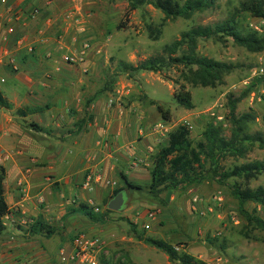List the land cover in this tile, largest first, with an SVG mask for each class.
I'll use <instances>...</instances> for the list:
<instances>
[{"label": "rangeland", "instance_id": "1", "mask_svg": "<svg viewBox=\"0 0 264 264\" xmlns=\"http://www.w3.org/2000/svg\"><path fill=\"white\" fill-rule=\"evenodd\" d=\"M174 1L182 3L184 0ZM241 1L217 0L215 8L197 11L188 19L178 16L164 21L161 10L151 4H144L125 15L126 0H53L52 12L57 21L63 18L66 23L79 20L82 25L77 30L83 35H77L74 40L78 49L69 56L77 58L83 45L87 44L82 58V61H90L83 71L90 78V98L86 106L96 95L103 93L109 98V105L122 107L136 102L138 110L156 112L157 105L168 110L169 131L156 142V150L148 157L152 160L153 154L169 142L171 134L180 126L189 129L193 141L201 138V132L209 121L220 125L225 135L229 134L230 126L225 118L227 94H238L249 86L250 83L245 84L244 81L256 63L257 52L248 51L230 37L223 36L221 40L198 38L199 54L235 65L224 76V83L216 87L192 86L185 82L179 76L180 65L157 72L140 70L128 74L119 71L117 62L125 60L136 64L158 54L165 44L179 38L182 31L193 25L211 24L235 14ZM253 19L247 12L237 14L243 31L252 30ZM161 22V33L154 40L149 36L147 26H159ZM0 73L6 77L0 85L6 86L11 77L5 70ZM179 84L191 93L192 109H185L176 103L173 93L178 90ZM260 96V88L255 84L236 106L237 112L251 111L255 114L254 121L248 126L250 131L264 130V100ZM157 116H161L160 112ZM262 157L264 149L255 145L245 158L226 156L221 163L230 168L234 164ZM119 167L126 173L131 170L128 162H122ZM233 180L230 178L229 182ZM149 181H137L143 189L123 191V208L108 213L105 222L91 221L94 228L74 230L71 235L85 231L98 237L103 246L98 255L101 261L104 259L108 264H181L170 262L164 252L145 241L146 237L174 244L179 251L187 252L204 264H264V229L243 219L238 212V202L227 186L213 187L215 181L205 179L186 188L163 190L155 196L147 191ZM257 185L264 186V175L249 181V186ZM214 192L221 197L220 200L205 199L209 202L207 206L195 205V195L209 196ZM92 204L98 211L105 208L104 202L94 201ZM244 207L264 219V207L261 205L248 201ZM150 211L155 214L153 220L146 218ZM146 222L149 229L143 226ZM52 240L55 241L56 237L52 236Z\"/></svg>", "mask_w": 264, "mask_h": 264}, {"label": "crops", "instance_id": "2", "mask_svg": "<svg viewBox=\"0 0 264 264\" xmlns=\"http://www.w3.org/2000/svg\"><path fill=\"white\" fill-rule=\"evenodd\" d=\"M34 7L38 14L26 19ZM52 9L53 0H0V72L11 77L0 85V94L12 104L0 107L2 196L9 208L1 217L0 264H60L58 251L69 249L72 232L94 228L86 216L70 210L80 202H104L116 188L132 189L127 181L150 179L148 157L160 139L150 128L161 117L157 106L155 112L138 110L136 102L109 105L103 93L85 105L90 78L83 71L90 61L64 59L78 49L74 40L83 35L77 30L82 25L57 21ZM16 14L20 19L13 18ZM19 108L38 110L19 115ZM122 162L129 163V173L120 169ZM89 172L98 177L91 191L82 187ZM215 195L193 200L207 206L205 199ZM39 215L54 227L48 238L28 231Z\"/></svg>", "mask_w": 264, "mask_h": 264}, {"label": "trees", "instance_id": "3", "mask_svg": "<svg viewBox=\"0 0 264 264\" xmlns=\"http://www.w3.org/2000/svg\"><path fill=\"white\" fill-rule=\"evenodd\" d=\"M127 9L134 10L144 4H151L161 10L164 14L163 21L167 18L183 17L190 18L195 12L203 11L217 6V0H184L178 3L174 0H126ZM247 12L253 17L264 16V0H242L235 14L213 22L211 24H197L182 31L179 38L165 44L160 53L146 57L136 64L125 60H119L117 67L119 71L132 74L140 70L161 71L170 67L182 66L179 76L192 86L216 87L224 83V76L230 73L235 65L231 62L214 59L197 52L198 38H213L221 40L230 37L237 44L245 47L248 51L259 52L264 49V33H257L254 30L243 31L238 23L237 14ZM163 23L159 26L148 27V34L151 38L158 39ZM255 83H250L240 93L230 92L227 94V119L230 129L225 135L220 125L212 121L207 122L201 138L193 141L190 138L189 129L186 126L171 134L170 140L161 146L152 156V166L150 169V181L146 186L147 191L152 195H158L163 190L186 188L192 184H199L205 179H211L219 185L228 187L232 197L238 202V212L249 224L264 229V219L249 212L244 207L248 201L264 207V186H249V181L264 175V157L234 164L230 168L222 165V160L226 156L245 158L253 146L257 145L264 149V130L250 131L249 124L254 121L255 114L251 111L237 112V104L245 98L253 89ZM176 103L185 108L194 107L191 100V93L185 89L183 84H179L177 91L173 93ZM0 107L12 108V104L0 94ZM163 119H169L168 110H164L157 105ZM38 108L17 109L19 115L35 112ZM37 130H42L34 124ZM126 180V177L123 176ZM233 178L232 182L229 179ZM4 173L0 170V233L5 229L2 221L9 208L3 199L2 182ZM127 181V180H126ZM127 186L132 189H143L144 187L127 181ZM123 188L113 190L111 197L104 200L103 211H95L92 205L78 203L70 210V214L81 213L93 222L103 223L106 221L108 213L112 210L107 208L109 200ZM134 228V224L130 222ZM135 230V228H134ZM28 231L31 234H43L50 237L54 233V227L46 223L41 215L37 216L29 223ZM145 241L167 255L170 262L176 261L181 264H204L195 259L185 251H179L177 246L165 240L146 237ZM103 264H108L102 259ZM121 264V263H118ZM136 264V263H132Z\"/></svg>", "mask_w": 264, "mask_h": 264}, {"label": "built area", "instance_id": "4", "mask_svg": "<svg viewBox=\"0 0 264 264\" xmlns=\"http://www.w3.org/2000/svg\"><path fill=\"white\" fill-rule=\"evenodd\" d=\"M38 12L39 9L34 7L27 13L26 19L34 18ZM20 17L21 15H13V18L15 19H20ZM251 27L252 30L257 33H264V16L254 17L251 22ZM8 31L11 32L12 28H8ZM84 48H87L86 43L83 45V50ZM83 50L77 58L74 56H65L64 59L68 62L82 61L84 54ZM253 82L259 86L261 93L260 98L264 100V49L257 52L256 63L252 68L250 76L244 81L245 84ZM168 124L169 122L166 119L160 120L153 124L151 130L161 138L168 133ZM97 178L96 174H93L92 172L87 173L82 182V187L88 191L93 190V183L97 180ZM214 198L216 200L221 199V197L217 195L214 196ZM89 205L93 206L92 202H90ZM94 210L98 211V208L94 207ZM154 215V212L150 211L146 214V218L148 220H153L155 217ZM144 228H149V223L146 222L144 224ZM102 247V242L98 237L90 235L85 231H81L73 236L68 250L62 248L58 251V258L60 264H100L98 253L101 251Z\"/></svg>", "mask_w": 264, "mask_h": 264}, {"label": "water", "instance_id": "5", "mask_svg": "<svg viewBox=\"0 0 264 264\" xmlns=\"http://www.w3.org/2000/svg\"><path fill=\"white\" fill-rule=\"evenodd\" d=\"M123 192H118L107 204V208L110 210L118 211L123 208Z\"/></svg>", "mask_w": 264, "mask_h": 264}]
</instances>
